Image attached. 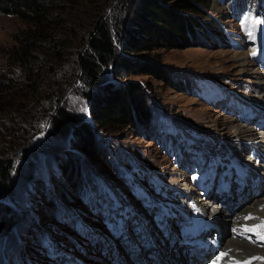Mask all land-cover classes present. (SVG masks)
Instances as JSON below:
<instances>
[{"label": "rangeland", "instance_id": "374dc122", "mask_svg": "<svg viewBox=\"0 0 264 264\" xmlns=\"http://www.w3.org/2000/svg\"><path fill=\"white\" fill-rule=\"evenodd\" d=\"M88 1L94 3V0ZM111 3L106 7L104 13L105 16L107 15V21L114 25L117 23L114 20L116 13L113 10L116 6H112V8L111 5L114 3L113 1ZM206 5H208V9H204L205 13L193 16V19L199 24V27L192 26L193 36L178 46L165 43L150 51L130 52V50L124 49V38L113 39L118 55H125L124 57L129 59L137 57V59L139 57L144 60L148 59L149 63L156 67V73L158 74L157 71L161 70L160 72L165 74L171 83L163 81L153 74L128 73L125 69L112 65L107 68L102 67L99 74L100 82L95 85L88 84L82 77H79L80 75H76L70 83H66L65 78L60 83L59 90L62 89L63 93L62 102L68 107V110L74 113L76 119L86 120L92 125H95V122L91 118L90 98L93 93L103 94L102 85L108 80L119 84L120 87H123L127 82L138 81L146 104L151 100L160 102V107L152 108L151 122L142 133L129 126L117 125L114 129H109L108 133L102 131V135H100L102 140L96 143L102 151V159L105 156L108 163L112 161L114 166L110 171H106L105 166L101 163L95 162L94 164L87 157L86 150L85 152L81 151L76 146L79 144L78 141L74 142L75 147H73V138L70 136V132L66 135L60 134V131L52 130L50 132L49 123L34 132V135L39 132L41 135L39 142L33 143L34 135H29L26 131L30 122L25 120L27 123L23 130L26 133H22L23 138L20 139L21 145L22 143L25 145L16 148V154L19 155L15 158V168L19 174L16 173L17 171L14 172L13 175L17 174V178L16 176L13 180L11 178L8 183H12V186L7 184L4 189H0V199L5 200V204L13 209L10 217L15 214L14 219H17L12 228L0 237V264H24L23 256L31 258L32 263L29 260L30 264H36V259L38 261L42 259L37 264H42V262L45 264H79L78 258L85 261L93 260L94 254L92 253H96L99 245L102 243L109 245L112 243L111 239L116 238V234L120 235V221H114V217L110 215L109 211L115 208L127 211L129 206L125 204L121 208L119 199L115 197L113 191H109L106 195L109 199L108 204L94 202L92 206L90 203L85 205L78 196L80 191L73 190L72 188L76 187L67 180L66 174L69 171L65 162L69 157L65 153L69 152V149H76L69 153L75 159V171H80L79 173L82 175H88L93 166L101 167L107 182L125 197H129L128 200L134 202L133 209L139 210V200L132 195L135 192L139 193L144 186L143 182L144 184L152 182V188L156 189L160 182L157 170L162 166L168 168L172 157L179 164L181 157L184 158L192 154L201 155L207 152L214 153L215 141H221L216 131L225 138L244 135L236 132L233 128L240 122L236 121L230 113L223 112L232 106L236 97L234 90L241 85L244 91L253 87L251 90L254 93L256 84L257 86L260 84L259 88L264 93V82H262L264 81V72L260 71L261 69L250 59L247 54L248 49H246L249 43H253L260 50H264V0H239V3L230 0L229 6L225 2L209 1L206 2ZM130 6L132 7V5ZM85 9L88 10V8ZM129 21L126 19L123 23V35L125 36ZM220 22L225 25L220 27ZM203 24H206L205 27ZM207 25L215 26L217 32L211 35ZM24 26L25 24L18 17L0 13V74L8 75V71H16L19 68L15 60L9 58V51L16 48L17 42L14 39V34ZM77 30L74 31L75 35H63V39H78L80 34L76 32ZM70 49L72 50L70 58H72L75 48L71 46ZM55 55L56 51L53 49L48 51L47 56L45 54L49 66L58 68L59 72L56 70L59 74L56 75L57 81H60L65 75L66 77L73 75L75 73L73 68L70 70L65 63L58 65L53 61ZM20 72L19 70L18 75ZM181 76L188 80L187 88ZM40 86L43 89L49 88L47 76L42 79ZM86 92L91 94L86 96ZM255 97L260 96L255 94ZM12 126L13 121L9 116L0 121V131L3 134L0 138V152L13 143L11 142L13 141L12 137L8 134ZM99 130L96 128V131ZM5 132L6 134H4ZM4 138L5 142L1 140ZM111 142L114 145L111 146ZM113 146L120 148L119 154L113 153ZM60 148L63 149V152ZM124 170L129 186L125 185ZM61 171L62 174H60ZM162 172L164 173L161 174L163 182L169 178L168 174H171L172 181L178 180L179 177L175 176L177 173H182L184 177L181 180L187 181L184 170L176 167L172 160L170 169H164ZM49 175L56 178L51 187L46 182ZM59 176H66V178L58 179ZM99 182L103 191L107 192L106 184L104 185L102 181ZM55 195L63 196L69 203V206H61L62 212L57 216L55 212L59 209V205L55 201ZM124 201L127 202L125 198ZM26 203L29 208L25 209L23 213H18L20 208L17 206L22 207ZM51 210L53 215H49ZM112 214L115 215V213ZM77 216L82 219H76ZM121 216L122 219H127L125 215L121 214ZM133 217L134 215L129 213V218ZM46 222L50 224L49 228L62 238L64 242L62 245L65 247L61 248L60 244V249L63 253H56L59 249L58 246H54V243L50 244V242L45 248L42 244L36 246L35 243L32 246H26L32 236H35L33 227L38 224L46 225ZM25 225L28 226L27 230L24 228ZM18 234L24 238L25 244L19 249L18 246L14 247L18 242ZM29 243L31 244V242ZM59 243L60 241L57 240L56 244ZM36 248L41 250L35 251ZM4 250L8 254L6 258L3 257ZM50 260L51 263H49Z\"/></svg>", "mask_w": 264, "mask_h": 264}, {"label": "trees", "instance_id": "16d2710c", "mask_svg": "<svg viewBox=\"0 0 264 264\" xmlns=\"http://www.w3.org/2000/svg\"><path fill=\"white\" fill-rule=\"evenodd\" d=\"M112 1L114 4L111 7L116 6L113 10L116 13L114 20L117 23L114 25L107 21V15L105 16L104 13ZM209 1L227 3V0H94V3L88 0H0V13L14 15L25 24L14 34L16 48L9 51V58H13L19 68L16 71H8V75L0 74V121L7 116L13 121L8 133L13 143L0 152V189H4L11 178L12 180L15 176L17 178V174H13L17 171L15 158L19 155L16 154V148L25 145L20 143V139L23 138L22 133L27 131L29 135H34V132L45 127L47 123L50 125V132L60 131V134L65 135L70 132L73 147H75L74 142L78 141L79 144L76 146L81 151L86 150L87 157L94 164L101 163L106 171H110L111 161L108 163L105 156L102 159V151L96 143L102 140L100 139L102 131L108 133L109 129H114L117 125L129 126L142 133L152 119V108L156 107L155 101L151 100L146 104L138 81L127 82L120 87L119 84L108 80L102 85L103 94L93 93L90 98L91 118L95 122V125H92L86 120L76 119L74 113L68 110L62 102L63 93L62 89L59 90L60 83L64 78L66 83H70L76 75H80L79 77L88 84L95 85L100 82L99 74L102 69L111 65L119 66L128 73L153 74L171 83V80L160 72L161 70L156 73V67H153L148 59L144 60L140 57L129 59L124 57L125 55H118L113 39L124 38V49L130 52L150 51L165 43L178 46L193 36L192 26L199 27L193 16L205 13L204 9H208L206 2ZM126 19L130 21L125 36L122 27ZM205 25L203 24L204 27ZM207 27L211 35L217 32L215 26L207 25ZM78 28L80 29L77 30ZM75 30L80 34L78 39H63L65 34L75 35ZM71 46L75 48L72 58H70ZM52 49L56 51L53 61L58 65L65 63L70 70L73 68L75 70L73 75L69 77L65 75L57 81L58 68L49 66L46 58L48 51ZM19 70L20 75H18ZM45 76L50 85L48 89L40 88ZM55 85L57 86L53 88ZM89 94L91 93L86 92V96ZM25 120L30 122L26 131H24V125L27 123ZM96 128L100 130L96 131ZM1 136L3 134L0 131V138ZM1 140L6 141L5 138ZM60 149L63 152V149ZM69 150L65 153L69 157L65 162L69 171L67 173L69 175L66 174L67 180L76 187L72 188L73 190H82L80 200L84 195L94 196L96 191L92 177L75 171L76 162L69 153L76 149ZM98 168L103 172L101 167ZM16 173L19 174L18 171ZM89 173L93 175L95 171L91 169ZM44 179L46 180L45 177ZM72 194L77 196L74 192ZM56 196L60 195L54 196L55 201ZM5 203V200L0 199V237L7 233L17 220L14 219L15 214L10 217L13 209ZM53 214L51 210L49 215ZM38 232L32 239L36 244L44 234L43 230Z\"/></svg>", "mask_w": 264, "mask_h": 264}, {"label": "bare ground", "instance_id": "6f19581e", "mask_svg": "<svg viewBox=\"0 0 264 264\" xmlns=\"http://www.w3.org/2000/svg\"><path fill=\"white\" fill-rule=\"evenodd\" d=\"M242 65L244 64V63H241ZM260 71H263L264 72V70H260ZM264 79V78H263ZM262 82H264V81H262ZM259 85L260 84H258V87H259ZM260 89V88H259ZM260 91H261V89H260ZM263 91H264V89H263ZM262 98H264V95H263V97ZM233 117V116H232ZM238 124H240V123H237V125H235L233 128L235 129V131L236 132H238V133H242V134H244V135H255V138L258 140V141H260V143H261V145H264V135L262 134V133H260V131L259 130H256L253 126H251V125H247V126H249V127H251V128H244V127H246V126H244V125H242V124H240V125H242V126H244V127H242V126H239ZM236 135V134H235ZM236 137H241V136H236ZM84 159V158H83ZM81 160H82V158H81ZM171 161V160H170ZM59 165V164H58ZM57 165V167H59ZM60 174H62V171H61V173ZM60 177L61 178H63L64 179V177L63 176H59L58 177V179H60ZM55 177H53V176H49V179H48V181H47V183L49 184V187H51V185L53 184V182H55ZM255 186V184H254V182H252V183H247L244 187H246V188H252L254 191H256V187H254ZM238 191V196L239 197H246L247 196V193H246V191H244V192H242V194H241V189L240 188H238L237 189ZM40 191V190H39ZM41 192V191H40ZM47 192V191H46ZM51 194V193H50ZM248 196H252V195H248ZM254 196V195H253ZM258 198V196H256V197H254V198H251L250 199V203H248L246 206H247V208H251V207H256L257 206V204L259 203V204H263L264 203V196L263 197H261V198H259V199H257ZM253 203V204H252ZM208 205L210 206V210L212 211V210H214V211H216V216H217V218H219V219H221V215H222V213L224 212V209H223V207H221L220 205H218V204H210V203H208ZM17 207H19L20 208V211H17L18 213H23L24 212V210L25 209H28L29 208V206H28V204H24V206H17ZM261 212L264 214V206H263V208H262V210H261ZM37 219V218H36ZM35 219V220H36ZM24 228L27 230L28 229V226H24ZM219 229H220V231H221V234L223 235V234H225V228L223 227V225L221 224H219ZM21 231H22V229H20ZM19 230V231H20ZM19 231H18V233H19ZM20 234V233H19ZM228 238H232V237H228ZM224 244H225V246H232V247H239V248H243V249H246L245 250V252H247V253H252L253 252V248L250 246V244L249 243H247V242H244V241H238V240H236V239H226L225 241H224ZM19 245H21V244H19ZM247 253H245V254H247ZM117 255H119L118 253H117ZM121 257H123V256H121ZM181 257H182V254L180 253L179 254V257L178 258H176V257H174V259L173 260H168L165 264H180L179 262H178V259H181ZM187 264H193L192 262L191 263H189V262H186ZM125 264H128L127 262L125 263Z\"/></svg>", "mask_w": 264, "mask_h": 264}, {"label": "water", "instance_id": "95a60500", "mask_svg": "<svg viewBox=\"0 0 264 264\" xmlns=\"http://www.w3.org/2000/svg\"><path fill=\"white\" fill-rule=\"evenodd\" d=\"M40 135H41V133L39 132V133H36L35 135H34V137H33V143H38L39 142V140H40Z\"/></svg>", "mask_w": 264, "mask_h": 264}, {"label": "snow or ice", "instance_id": "6c2138e0", "mask_svg": "<svg viewBox=\"0 0 264 264\" xmlns=\"http://www.w3.org/2000/svg\"><path fill=\"white\" fill-rule=\"evenodd\" d=\"M262 238H264V237H262Z\"/></svg>", "mask_w": 264, "mask_h": 264}]
</instances>
